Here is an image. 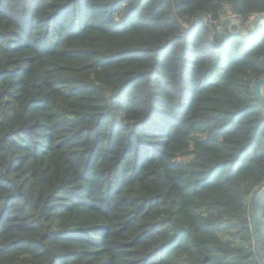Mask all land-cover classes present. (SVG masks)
<instances>
[{
	"label": "trees",
	"instance_id": "1",
	"mask_svg": "<svg viewBox=\"0 0 264 264\" xmlns=\"http://www.w3.org/2000/svg\"><path fill=\"white\" fill-rule=\"evenodd\" d=\"M263 76L264 0H0V264H261Z\"/></svg>",
	"mask_w": 264,
	"mask_h": 264
},
{
	"label": "water",
	"instance_id": "2",
	"mask_svg": "<svg viewBox=\"0 0 264 264\" xmlns=\"http://www.w3.org/2000/svg\"><path fill=\"white\" fill-rule=\"evenodd\" d=\"M264 76L257 79L252 85V91L255 98L258 100L260 105L264 108ZM264 190V182L256 187L252 193L251 202H250V223L252 230V237L254 241L255 250L258 254L261 264H264V253L258 237L257 230V220H256V202L258 195Z\"/></svg>",
	"mask_w": 264,
	"mask_h": 264
}]
</instances>
